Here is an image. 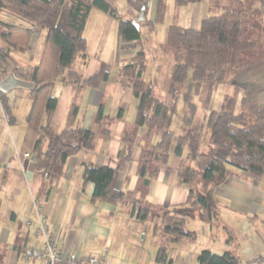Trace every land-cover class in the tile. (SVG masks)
<instances>
[{"label":"trees","instance_id":"1","mask_svg":"<svg viewBox=\"0 0 264 264\" xmlns=\"http://www.w3.org/2000/svg\"><path fill=\"white\" fill-rule=\"evenodd\" d=\"M176 1L186 5L202 0ZM229 1L219 14L202 18L197 28H183L176 24L166 28L165 44L174 49V64L168 86L169 102L165 103L153 96L152 87L143 79L148 58L140 30L145 26L151 34L155 26L163 22L162 3H157L154 18L149 21L146 16L150 0H126L138 14L135 20L140 13L145 17L137 29L133 20L123 19L118 9L107 0H0V13L12 14L26 24L21 26L0 19V81L13 75L33 85L31 89L14 88L8 93L0 92V105L5 113L16 106V96L10 95L13 91L28 92L30 107L25 116L18 159L25 160L23 154L28 153L36 165V175L47 181L57 180L64 174L69 157L92 150L95 137L110 136L111 123L121 118V113L115 117L104 115L103 103H100L93 117L95 130L76 127L78 106L71 103L65 114L64 127L57 131L52 124L58 102L52 90L58 78L62 79L63 85L80 90L97 89L108 77L103 63L98 73L88 78L84 76L89 62L84 31L90 12L98 10L117 20V37L124 44L122 48L136 50L129 62L119 68V75L127 79V86L137 100L135 126L145 128L146 139L154 132L159 138L143 152L140 160L138 177L142 186L139 197L117 190L113 185L116 173L132 160L135 135L130 130L122 135L115 166L82 163V188L93 185L89 202L114 205L129 202L132 216L140 221L151 220L155 211L144 197L151 181L156 180L159 167L157 164L151 168L150 163L156 161L159 166H165L170 155L183 159L184 163L178 168V183L188 188V203L199 207L208 218L211 215L208 194L211 188L221 185L239 171L264 177V108L243 97L240 106L248 116L243 112L235 113L238 85L233 94L224 98L219 111L211 110L206 116L210 154L201 151L199 137L193 129H186L177 136L170 131L181 89L189 74L195 95H204L207 103L214 87L225 80L229 70L241 71L249 64L240 57L241 53L257 48L255 40L245 39L244 17L247 11L258 15L263 0H249L246 7L241 6V0ZM35 32L43 35L37 62H17L10 52H30ZM161 211L163 240L158 246L156 261L171 264L168 247L182 241H194L197 234L186 228L183 213L167 208ZM196 262L243 264L229 252L217 254L209 249L201 250Z\"/></svg>","mask_w":264,"mask_h":264},{"label":"crops","instance_id":"2","mask_svg":"<svg viewBox=\"0 0 264 264\" xmlns=\"http://www.w3.org/2000/svg\"><path fill=\"white\" fill-rule=\"evenodd\" d=\"M107 1L118 9L123 19L126 18L119 10L122 2L125 4L128 20L134 21L138 15L127 5L126 0ZM164 1L166 0H150L146 16L149 21L154 18L157 3L160 2L164 6ZM171 1L181 12L180 4L176 0ZM227 1L218 0L216 5L210 3L208 15L205 17L211 16L212 10L220 12L228 4ZM185 6L187 7L184 10L191 13L192 23L189 28H197L204 18L200 15L205 10V0ZM263 10L264 1L260 13ZM113 20L117 22L116 19ZM175 24L182 27L181 24ZM84 36L86 38L85 31ZM34 37L38 38V35L33 34L32 39ZM146 41L147 36H144V48ZM122 45L124 44L118 40L119 67L129 62L136 53V50L122 48ZM102 63L105 64L102 60H96L92 65L88 62L84 72L85 78L98 73ZM108 81L109 76L97 89L74 90L69 85L61 84L60 90L54 96L58 102L52 115V124L57 131L64 127L65 114L71 103L78 106L75 126L80 128L95 130L93 117L100 103H103V114L106 116L115 117L121 113V118L111 123L110 136L97 135L92 150L80 151L69 157L64 174L57 180H43L35 174V170L31 177H28L22 165L24 160H19L17 156L14 166L7 164L8 153L5 145L2 146L0 264H42L44 236L41 225L46 226L48 232L55 237L58 251L67 258L84 261L91 256H102L107 264H159L156 254L163 240L162 208L183 213L186 228L197 234L194 241H182L168 247V250L171 247V251H167L171 264H197L196 257L203 249L229 252L243 264L256 256L264 257V177L258 178L239 171L221 185L211 188L208 193L211 215L208 218L199 207L188 203V188L178 183V168L183 159L170 155L167 164L159 167L158 176L156 180L151 181L144 197L155 211L151 220L140 221L132 216L129 202L115 205L89 202L93 185L82 188V163L115 166L117 153L122 145V135L128 129L132 134L136 132L133 152L137 148L139 138L142 142L139 146L145 150L156 143L154 135L146 139L145 128L134 124L137 100L127 86V79L121 77L124 89L117 102L115 90L106 93ZM10 121H13L12 115L8 122ZM138 168L139 164L134 163L132 157V160L116 173L114 188L139 197L142 184L138 177ZM157 210L160 212L158 217Z\"/></svg>","mask_w":264,"mask_h":264},{"label":"rangeland","instance_id":"3","mask_svg":"<svg viewBox=\"0 0 264 264\" xmlns=\"http://www.w3.org/2000/svg\"><path fill=\"white\" fill-rule=\"evenodd\" d=\"M170 1H164L165 11L163 22L155 26L152 34L147 31L145 26L140 28L142 37L147 36L145 48L148 63L143 79L145 78V82L152 87L153 96L165 103L169 102L168 86L170 83L171 68L174 64V49L167 46L164 42L165 30L171 24L178 23L183 28H189L192 23L191 13L184 10L187 6L180 5L182 7L180 12L175 8L176 6H173L174 2ZM242 1L241 6L246 7L249 0ZM210 3L216 5L218 0H205V10L201 12V18L208 15L207 12ZM227 3L229 4L230 1L228 0ZM120 4L119 10L124 18L127 19L126 10L124 9L125 4L123 2ZM91 12L85 29L87 38L86 53L89 56L90 65L96 60L105 62L106 69L107 71L109 70V81L106 93L115 90V101L117 102V99L122 97L124 89L121 76L119 75L117 22L113 19L106 18V15L98 10H92ZM219 13V11L212 10L211 15ZM244 18L246 21L245 39L247 41L255 40L257 42L256 49L243 52L240 55L249 64L241 71L229 70L225 80L214 87L209 102L207 103L204 102V95H195L194 84L189 74L182 86L181 96L176 107V114L170 125V131L176 136L183 133L186 129L196 131L200 140V149L204 154H210L211 152V147L208 143V131L205 126L206 116L211 110L219 111L221 109L224 98L233 94L236 85L240 86V90H238L236 95L235 113L243 112L248 116L247 111L241 109L240 106V100L243 97L264 108V10L258 15H255L252 11H247ZM0 19L21 26L26 25L18 17L6 12L0 13ZM104 19L106 20L104 21ZM34 34L38 35V38L34 37L32 39V50L30 52H10L11 56L17 62L35 64L38 60L41 53L43 35L42 32H35ZM36 38L38 40L37 44ZM61 80V78L56 80L55 87L52 90L53 96L57 95V92L60 90ZM27 93L26 90L13 91L10 95L12 97L18 96L17 106L7 113H5L0 105V150L5 145L8 153L7 164H11L12 166L17 161L20 144L25 132V116L30 104ZM6 115H8V120H10L12 115L13 121L8 122ZM250 119L252 118L250 117ZM133 134L136 135V132ZM153 135L154 142H157L159 138L158 133L154 132ZM141 143V139L139 138L136 143L137 148L132 153L133 162L137 164H140L143 151L145 150L139 146ZM150 165L151 168H154L157 166V162L151 161ZM159 165L158 163V167H160ZM157 213L156 217L159 216L160 212L157 210ZM168 251H171V247ZM213 252L217 254L221 253V251Z\"/></svg>","mask_w":264,"mask_h":264},{"label":"built area","instance_id":"4","mask_svg":"<svg viewBox=\"0 0 264 264\" xmlns=\"http://www.w3.org/2000/svg\"><path fill=\"white\" fill-rule=\"evenodd\" d=\"M23 157L34 162L28 153H24ZM40 229L44 236V252L42 264H107L102 256H91L84 261L65 257L58 251L55 237L48 232L47 227L41 225ZM26 257L29 258V256ZM247 264H264V257L256 256Z\"/></svg>","mask_w":264,"mask_h":264},{"label":"water","instance_id":"5","mask_svg":"<svg viewBox=\"0 0 264 264\" xmlns=\"http://www.w3.org/2000/svg\"><path fill=\"white\" fill-rule=\"evenodd\" d=\"M145 19L143 13H140L138 18L133 21V25L139 29V23ZM33 85L28 82H24L21 80H18L13 77V75H8L5 79L0 81V92L2 93H8L14 88H25V89H31ZM23 169L28 173V177H31L30 175L33 174L36 165L34 162L29 161L28 159H25L22 163Z\"/></svg>","mask_w":264,"mask_h":264}]
</instances>
